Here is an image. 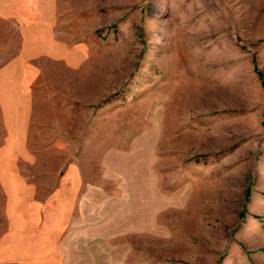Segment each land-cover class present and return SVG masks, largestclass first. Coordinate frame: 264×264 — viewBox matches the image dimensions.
Listing matches in <instances>:
<instances>
[{"label": "rangeland", "instance_id": "obj_1", "mask_svg": "<svg viewBox=\"0 0 264 264\" xmlns=\"http://www.w3.org/2000/svg\"><path fill=\"white\" fill-rule=\"evenodd\" d=\"M11 3L0 0V71L16 61L17 85L0 86V148L30 112L2 158L40 175L41 201L73 166L83 195L100 182L109 263L264 264V0H17L15 19ZM37 7L60 59L29 57ZM138 150L150 172L136 179ZM8 204L0 187V240Z\"/></svg>", "mask_w": 264, "mask_h": 264}, {"label": "crops", "instance_id": "obj_2", "mask_svg": "<svg viewBox=\"0 0 264 264\" xmlns=\"http://www.w3.org/2000/svg\"><path fill=\"white\" fill-rule=\"evenodd\" d=\"M11 1L12 19H15L17 12L14 3L17 0ZM39 3H42V0H39ZM36 10L33 28L39 30L36 31L35 35L26 36L27 47L32 46L36 49L32 52L35 54L29 57L51 56L60 59V44L54 40L55 37H50V42L47 39L45 42L43 8L37 7ZM0 11V15L3 17V4L0 5ZM23 21L27 24L29 20L26 17ZM78 64L80 63H76V66ZM16 67L17 63L13 61L0 71V86L4 83L11 87L17 85L14 74ZM31 67L33 69L39 68L36 65ZM29 84L30 82H24V85ZM0 95L2 96V92ZM27 95L31 96L30 94ZM14 99L15 97H10L9 101L13 102ZM17 112L19 115L17 114V116L15 113V117L11 111L8 114L16 119L13 121L15 125L9 130L11 137L7 140V144L0 148V187L7 195L9 203L7 212L10 215L9 231L0 240V264H111L110 261L114 263V254L104 255L100 253L101 242H105L104 244L108 246H114L116 239L110 233L107 234V237L100 236L101 194L99 180L94 178L91 180L90 191L85 196L81 192L84 178L75 172L76 168L71 166L69 173L60 174L59 190L56 194L51 196L48 192V196H44L41 201L36 185L31 182H35L40 178V175L33 174L25 177L20 174L17 167L14 169L12 163L14 158L9 152H7L8 158H2L5 151L20 149V143L25 142V134L29 132L25 131L24 127L26 124L29 129L31 113L28 112V122L25 123L22 120L23 113H19V110ZM125 160L123 155L116 156L114 163L117 177H120L119 174L126 170ZM130 160L132 177L137 179L141 174L150 172L149 162L145 160V164H142L139 150ZM53 178L47 176L43 182H50ZM25 181L28 182H26V186ZM13 182L18 183V185L10 184ZM133 182L138 186V180L134 181L133 179ZM136 190L139 191V189ZM138 196H140L139 193L136 197ZM183 200V195L174 196L171 207L179 206ZM137 212L140 213L141 210L137 209ZM134 223L139 225L138 220ZM107 227L108 230L111 229L109 226Z\"/></svg>", "mask_w": 264, "mask_h": 264}, {"label": "trees", "instance_id": "obj_3", "mask_svg": "<svg viewBox=\"0 0 264 264\" xmlns=\"http://www.w3.org/2000/svg\"><path fill=\"white\" fill-rule=\"evenodd\" d=\"M259 76H260V78L263 80V78H262V76H261V73L259 72ZM263 84H264V81H263Z\"/></svg>", "mask_w": 264, "mask_h": 264}]
</instances>
